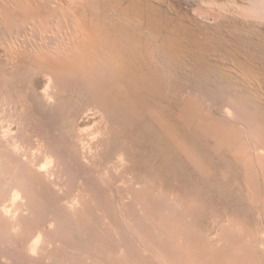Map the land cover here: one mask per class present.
<instances>
[{
    "label": "rangeland",
    "instance_id": "obj_1",
    "mask_svg": "<svg viewBox=\"0 0 264 264\" xmlns=\"http://www.w3.org/2000/svg\"><path fill=\"white\" fill-rule=\"evenodd\" d=\"M20 1L0 6V264H264V0ZM76 26L111 45L95 72L17 59Z\"/></svg>",
    "mask_w": 264,
    "mask_h": 264
},
{
    "label": "bare ground",
    "instance_id": "obj_2",
    "mask_svg": "<svg viewBox=\"0 0 264 264\" xmlns=\"http://www.w3.org/2000/svg\"><path fill=\"white\" fill-rule=\"evenodd\" d=\"M2 1V3H1ZM0 3V6H3V7H6L5 9L3 8V11L4 10H7L8 8V12H10V10L12 11H19V12H25L28 13L29 11H26V10H30V9H34L32 7L30 8H26V2L25 4H23L24 2L20 1V0H6V2L4 3L3 0H1ZM56 1V0H55ZM49 2V1H47ZM44 3V2H43ZM58 3V2H57ZM56 3V4H57ZM46 4V3H44ZM33 5V4H32ZM37 5V4H36ZM41 5V3H40ZM39 5V6H40ZM257 5V4H256ZM255 5V6H256ZM35 6V4L33 5ZM49 6V5H48ZM45 7V6H44ZM64 7V6H63ZM2 8V7H0ZM37 8V6H36ZM35 8V11L37 13V9ZM42 8V7H41ZM51 9V8H50ZM57 9V8H56ZM59 9V8H58ZM68 9V8H67ZM248 9V8H247ZM1 10V9H0ZM44 10V9H43ZM66 10V9H65ZM3 11L1 10L0 12L3 13ZM255 12L261 14V15H264V7L262 6H259V7H256L254 9ZM39 12V11H38ZM47 12V11H46ZM72 12V11H71ZM7 13V12H6ZM15 13V12H13ZM18 13V12H17ZM48 13V12H47ZM67 13H68V10H67ZM248 13V11H247ZM19 14V13H18ZM29 14V13H28ZM35 14V12H34ZM70 14V13H69ZM229 14V13H228ZM2 15V20H3V14ZM16 15V14H15ZM27 15V14H26ZM72 15V13L70 14ZM243 15V13H242ZM7 16V14H6ZM13 14L9 17H12ZM41 16V15H40ZM8 17V19H9ZM30 17V16H28ZM72 17V20H73V16ZM249 17V16H248ZM1 18V17H0ZM6 21H8L6 18L7 17H4ZM25 18V17H24ZM38 19V16L36 17ZM15 19H17V17L15 16ZM20 19V18H19ZM4 20V21H5ZM11 20V19H9ZM261 20V19H260ZM264 20V19H263ZM19 21V20H18ZM37 21V20H36ZM76 22V21H75ZM1 23H4V22H1ZM34 23V22H33ZM36 24V23H35ZM81 24V23H80ZM42 25V23H41ZM83 25V24H82ZM34 26V25H33ZM73 26V24H72ZM85 26V25H84ZM36 27V26H34ZM40 28V27H38ZM91 33H89L87 30H85V28H81L80 26L75 28V31L73 33V36H69L70 39L67 38V43L66 44H62L60 47H56L54 49H42V50H39L38 51H35L33 53H30L28 55V52L26 54V52H21V53H18L17 54V59L21 60L22 58L24 57H28V58H31L33 61H37L40 65L43 64L47 67H49L50 69L52 68L55 69V70H60V71H63V72H77L79 74H82L83 76L85 75H89L90 73L92 72H95L98 68V66L102 63V60L104 59V55L107 54L106 53V50H108L109 46L111 47V45H107L106 42H104L103 40H100L98 37H96L93 33H92V29H90ZM69 31V30H68ZM68 33V32H66ZM98 33V32H97ZM72 35V34H70ZM62 36V35H61ZM101 36V35H100ZM55 38V37H54ZM40 41V40H39ZM47 41V40H46ZM63 41V40H62ZM111 41H114V40H111ZM35 41H33V44ZM41 42V41H40ZM43 42V41H42ZM58 42V41H57ZM53 43V42H52ZM59 43V42H58ZM65 43V42H63ZM113 43V42H112ZM111 43V44H112ZM115 43V42H114ZM43 44V43H42ZM40 45V44H38ZM55 45V44H54ZM59 45V44H58ZM23 46V45H22ZM34 46V45H33ZM37 46V45H36ZM43 46V45H42ZM116 46V45H114ZM25 47V46H24ZM32 47V46H30ZM52 48V46H51ZM114 48V47H113ZM25 49V48H24ZM33 49V48H32ZM112 49V48H111ZM28 50V49H27ZM121 50V48H120ZM17 51V50H16ZM22 51V50H21ZM111 51V50H110ZM12 52V51H11ZM20 52V51H19ZM15 54V53H14ZM116 54V52H115ZM27 58V59H28ZM111 59V58H110ZM14 60V59H13ZM23 60V59H22ZM106 61V60H105ZM104 61V62H105ZM19 62V61H18ZM21 62V61H20ZM108 62V61H107ZM106 62V63H107ZM110 62V61H109ZM108 62L109 65H111L110 63ZM112 62V61H111ZM119 62V61H118ZM115 63V62H114ZM102 65V64H101ZM102 67V66H101ZM110 67V66H109ZM113 67V66H112ZM100 68V66H99ZM105 69V68H104ZM114 69V68H112ZM108 70V69H107ZM106 70V71H107ZM105 71V70H104ZM97 73V72H96ZM104 73V72H102ZM95 74V73H94ZM107 74V73H106ZM78 75V74H77ZM98 75L100 74H97V77ZM96 77V76H95ZM108 78V75L107 77ZM92 79V78H91ZM204 115V114H203ZM211 116V115H210ZM202 117V115H201ZM206 118V117H205ZM202 120V119H201ZM218 122V121H217ZM198 123V122H197ZM149 125V123H148ZM197 125V124H196ZM215 125V124H214ZM198 126H201L198 125ZM225 126V125H224ZM217 127V126H216ZM214 128V127H213ZM211 134V133H210ZM215 135V134H214ZM4 136V135H3ZM2 136V137H3ZM210 136V135H208ZM1 137V138H2ZM150 137V136H149ZM211 137V136H210ZM235 138V136H234ZM223 139V138H222ZM150 140V139H149ZM149 144V143H148ZM235 144V143H234ZM233 144V145H234ZM221 147V146H220ZM237 155V154H236ZM238 157V156H237ZM244 158V157H243ZM117 160H119L117 158ZM121 160V159H120ZM123 160V159H122ZM121 160V161H122ZM120 161V162H121ZM118 163V161H117ZM123 163V161H122ZM110 166V165H109ZM111 168H115V167H111ZM15 191V190H14ZM13 200L16 201V199L14 198ZM14 202V201H13ZM5 205V204H4ZM12 206V205H11ZM7 207V206H6ZM3 209V207H1ZM13 208V207H12ZM8 209V208H7ZM2 211V210H1ZM9 213V212H8ZM7 214V213H6ZM16 215V214H15ZM9 216V215H8ZM14 220V218H13ZM15 230V229H14ZM16 231V230H15ZM40 234V233H39ZM41 235V234H40ZM38 236V235H37ZM40 237V236H39ZM38 237V238H39ZM41 242V241H40ZM39 242V243H40ZM38 244V243H37ZM31 245V244H30ZM40 246V244H39ZM37 245V247H39ZM30 250V249H29ZM31 251V250H30ZM33 252V251H32ZM48 263V262H47Z\"/></svg>",
    "mask_w": 264,
    "mask_h": 264
}]
</instances>
